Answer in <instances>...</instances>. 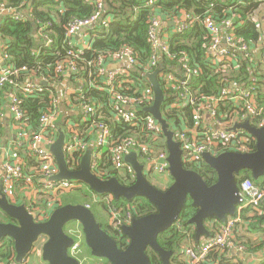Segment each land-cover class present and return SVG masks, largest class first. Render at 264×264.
Segmentation results:
<instances>
[{
  "label": "built area",
  "instance_id": "2783aa9c",
  "mask_svg": "<svg viewBox=\"0 0 264 264\" xmlns=\"http://www.w3.org/2000/svg\"><path fill=\"white\" fill-rule=\"evenodd\" d=\"M27 1L30 0H24L22 5ZM85 1L94 7V11L83 18L72 17L65 25L67 54L57 61L53 70L50 65L45 71L15 65L5 54L6 43L0 40V186H3L2 190L11 203L26 204L36 216V221H46L54 209L62 205L65 195L87 186L77 180L53 179L59 167L50 146L58 138L59 123H63L67 135L64 151L70 169H78L83 155L92 148V171L101 178H107L108 173L101 168V160L108 150L114 166L134 179L135 171L125 157L135 151L144 166L146 178L149 177L153 184L154 180L159 181L160 185L162 180L167 184L172 175L165 133L157 118L143 110L155 101L148 75L160 67L158 78L162 87L166 85L177 89L175 98L164 107L168 111L192 108L191 122L186 119L168 121L162 108V116L170 123L174 139L181 144L182 160L187 168H195L194 164L204 160L203 154L206 152L216 156L224 151L249 152L255 149L256 138L241 124L249 121L257 127L264 125V103H260L259 87L255 83L229 82L225 78L217 94L194 95L189 55L186 51L173 53L170 44L173 34L183 33L195 22H200L208 37L207 57L215 70L239 71L243 59L253 60L257 46L236 36L237 15L232 14L230 19L218 23L210 14L201 17L186 10H180L179 16L172 17L154 14L147 28L150 45L147 59H142L138 52L127 45L100 54L95 62L89 63L95 71L86 74L79 55L92 48L97 32H90L91 28L96 25L107 27L113 17L105 12V0ZM0 11L18 20L26 19L28 12L24 7L10 8L6 0H0ZM164 22L167 25L174 22L175 25L162 29ZM47 27L42 24L38 33L46 47H51L54 39L50 31H44ZM87 31L89 40L76 41L77 36ZM261 52L264 60V46ZM163 58L178 61L182 66L169 64L166 67ZM86 87L106 92L109 97L107 108L86 96ZM165 95L166 100L172 97ZM29 97H39L45 101L34 124L28 121V110L22 107ZM103 108L113 121L127 128L126 133L130 134L113 135L112 129L102 120ZM5 137L8 141L3 144ZM20 181L24 183L22 187H18ZM239 188L242 199L237 214L221 227H215L211 221L207 223L212 235L203 237L197 244H185L173 264H206L212 252L231 258L232 250L243 252L246 249L237 240L236 230L243 220L244 209H264V187L255 184L251 178H244ZM92 200L94 203H106L112 215L111 222L120 231L124 224H131L135 217L129 211L131 207L117 205L110 194L101 200L94 195ZM36 204L43 208L35 209ZM85 206L91 208L92 203ZM65 231L74 240L69 247V255L80 264H104L102 258L96 262L92 260L93 255L88 250L79 222H69ZM184 231L188 232L186 229ZM188 234L192 235V231ZM42 254V247L35 244L22 263L16 262V254L15 260H4L0 254V264H31L32 256L35 260L37 258L34 264H38L43 259ZM231 260L238 263L237 258Z\"/></svg>",
  "mask_w": 264,
  "mask_h": 264
},
{
  "label": "trees",
  "instance_id": "16d2710c",
  "mask_svg": "<svg viewBox=\"0 0 264 264\" xmlns=\"http://www.w3.org/2000/svg\"><path fill=\"white\" fill-rule=\"evenodd\" d=\"M10 8H22L28 10L26 19L18 20L8 14L0 22V40L6 43L5 54L15 65H27L30 68H41L43 71L54 69L58 60L66 57L65 42V25L72 17H86L93 13L94 7L85 0H34L32 5L27 1L22 5L24 0H6ZM105 12L111 14L113 20L107 27L96 25L91 28L90 32H97L96 39L90 50L84 51L79 55V61L83 65L85 73L95 71V68L89 63L95 62L100 54H107L123 46H130L138 52L142 59H147L150 51V45L147 39V28L149 20L154 14H164L166 16H179L180 10L192 12L194 15L204 17L207 14L220 23L224 19H230L232 14L237 15L235 19V34L238 38L256 45L264 33V18L262 8L264 0H105ZM22 5V6H21ZM44 24L47 28L44 31H50L54 39L51 47H46L44 40L38 33L39 27ZM207 33L204 25L195 22L192 27L183 33L172 35L170 44L171 51L180 54L186 51L189 55V65L193 70L192 93L194 95H214L224 85V79L229 82L251 84L255 83L259 87L260 103H264V91L261 90L264 74L257 75L256 67L252 66L251 60L243 59L239 71L231 70L218 72L212 66L213 63L207 57ZM165 66L176 65L182 66L178 61L164 59ZM182 76V75H181ZM164 92L169 96L164 106L171 102L177 94V89L163 85ZM85 95L91 97V100L103 104L107 108L108 94L102 90L91 87L85 88ZM173 98V99H172ZM45 101L39 97H29L23 102L22 107L27 111L28 121L32 124L37 122L41 113V107ZM163 106V107H164ZM163 108L164 117L171 121L173 119L180 122L182 119L193 121L192 108L183 110H170ZM102 120L112 129L113 135L125 134L127 128L113 121L105 108L101 109ZM258 121V120H256ZM255 121V122H256ZM33 162V160H31ZM194 170L198 171L208 184H213L217 180V173L204 160L197 161L194 164ZM101 168L107 171V178L116 176L122 183L129 185L133 179L123 171L117 169L110 160L108 150L105 151L101 160ZM244 178H251L253 182L264 187V176L254 179L250 171H243L238 176L240 183ZM24 185L23 181L19 182L18 187ZM84 191V192H83ZM84 193V194H82ZM97 193L84 186L79 190L72 191L63 197L62 205L66 203H92L91 209L98 208L99 203L93 202L92 198ZM99 195V194H98ZM107 195V194H106ZM104 196V195H101ZM115 203L124 208L131 207L134 216H142L156 211L155 206L144 197H135L133 200L125 198L114 199ZM106 210V203L103 204ZM36 208L39 204H36ZM198 208L192 204L191 199L187 201L185 207L180 213L176 222L167 230L161 232L158 241L161 246L167 250H173L172 260L174 261L177 253L185 244L199 243L194 234L189 235L192 226L189 220L196 214ZM127 212V211H125ZM253 212L252 215L250 213ZM1 214L3 216H1ZM99 216V215H98ZM1 217L8 218L3 220ZM99 219H101L99 217ZM98 219V220H99ZM0 221L9 222L10 218L0 211ZM210 218L205 219L206 225ZM214 225H217L215 221ZM103 228L109 231V227L102 224ZM256 234L263 236L258 243L246 241L243 235L245 227ZM184 229H186L185 232ZM239 230V231H238ZM236 230L237 240L243 239L246 248L252 250H264V209L258 211L253 208L243 210V220ZM110 232V231H109ZM112 234L117 240L120 248H125L129 238L121 231H115ZM152 264H162L158 254L151 248L147 249ZM0 254L4 260H15V247L11 239L5 238L0 241ZM237 264L230 260L225 254L212 252L206 264ZM243 263V262H242ZM238 263V264H242Z\"/></svg>",
  "mask_w": 264,
  "mask_h": 264
},
{
  "label": "water",
  "instance_id": "95a60500",
  "mask_svg": "<svg viewBox=\"0 0 264 264\" xmlns=\"http://www.w3.org/2000/svg\"><path fill=\"white\" fill-rule=\"evenodd\" d=\"M34 0H30L32 5ZM161 67L148 77L152 83L155 101L143 110L152 113L162 124L169 152L170 173L173 183L166 189H159L146 178L144 166L138 154L132 151L125 157L134 171L135 178L129 185L122 183L116 176L101 178L91 167L92 148L83 155L78 169H70L65 157L64 145L67 140L63 123H59V135L50 146L59 167L54 180H77L87 185L99 195L110 194L115 199L133 200L144 197L152 203L156 211L134 217L131 224H124L121 232L129 238L125 248H120L117 240L102 226L94 210L82 203H66L55 208L46 221H36V216L26 204L11 203L0 186V211L12 221H0V241L5 238L14 242L16 262L22 263L29 256L33 246L45 236L42 257L48 264H80L69 255V247L74 240L65 226L77 221L83 227L86 243L92 255L107 259L110 264H152L147 249H153L163 264H172L173 250L161 246L158 236L169 229L178 219L188 200L198 208L189 220L195 227V237L210 236L211 231L205 225V219H217L225 222L228 216L235 215L241 203L238 176L243 171H250L254 179L264 176V125L257 127L249 121L241 124L256 138L253 151H224L219 155L209 152L203 154L204 161L216 171L217 180L208 184L202 175L185 166L182 160L180 142L174 139L170 123L162 116L166 102L164 89L160 84L158 73Z\"/></svg>",
  "mask_w": 264,
  "mask_h": 264
},
{
  "label": "crops",
  "instance_id": "0c3cea01",
  "mask_svg": "<svg viewBox=\"0 0 264 264\" xmlns=\"http://www.w3.org/2000/svg\"><path fill=\"white\" fill-rule=\"evenodd\" d=\"M7 15H8V13L0 11V22L3 21ZM262 16L264 18V6L262 8ZM174 25H175L174 22L169 23V25H167V22L166 23L164 22L162 24V29H167L168 27L172 28ZM88 35L89 34L87 31V32L83 33L82 35L77 36L76 41L89 40ZM256 46H257V51L255 53L253 60H251V63H252L253 67H256L257 75H260V74H264V60L262 59V56H261L262 47L264 46V33H263L260 41L256 44ZM262 80L264 83V78ZM261 90L264 91V84L262 85ZM5 139L6 140L3 141V144H5L8 141L7 137H5ZM96 210H97V214L99 215V217L102 220H104L105 218L101 214V211L104 212V209L102 207H101V209H100V207H98V208H96ZM252 214H253V212L250 213V215H252ZM242 232H243V235L245 237L244 239L246 241H251L252 243H258L259 241H261L263 239L262 235L256 234L248 226L245 227ZM242 241H243V239L240 238V243L244 244ZM231 254L232 255L230 256L231 257L230 260L232 258H234V259L237 258L238 263L243 262L242 264H264V250H262V251L261 250H255L254 251L252 249L246 248L243 252H240L237 250H232Z\"/></svg>",
  "mask_w": 264,
  "mask_h": 264
},
{
  "label": "rangeland",
  "instance_id": "374dc122",
  "mask_svg": "<svg viewBox=\"0 0 264 264\" xmlns=\"http://www.w3.org/2000/svg\"><path fill=\"white\" fill-rule=\"evenodd\" d=\"M153 176L154 177H156L157 175L156 174H153ZM172 178V177H171ZM171 178L168 180V182H167V184H165V182H164V180H162L161 182H162V185H160L159 184V181H157V180H154V184L155 185H157L158 187L160 186V187H167V186H170L171 184H172V182H173V180H172V182H171ZM82 191V190H81ZM84 192V191H83ZM71 193V192H70ZM82 194H84V193H82ZM105 196V195H104ZM104 196H101V195H98V193L95 195V197L96 198H98L99 200H101V199H103L104 198ZM95 206H96V203L94 204ZM98 205H101V204H98ZM97 207H100V209H101V207L104 209V205L102 204L101 206H97ZM107 207V206H106ZM101 211V210H100ZM94 212H95V214H96V217H97V219H99V216H98V214H97V210L95 209V207H94ZM101 214H102V216L105 218L104 220H103V222L104 223H102V224H106V223H110V221H111V218H112V215L111 214H109V211H108V208L105 210L104 209V212L103 211H101ZM1 216H3L2 214H1ZM3 220H8V218H4V217H1ZM73 222V221H72ZM46 240V237L45 236H41V238H40V240L36 243V245L37 246H39V247H42V242L43 241H45ZM44 243V242H43ZM33 259H34V261H33ZM94 262H96V261H99V260H101V259H99V258H96V257H94L93 256V259H92ZM35 261L37 262V258H36V260H35V257H31V264H34L35 263ZM106 259H102V262L104 263V264H107L106 263ZM38 264H48L47 262H45L43 259L42 260H40V261H38ZM172 264H173V260H172Z\"/></svg>",
  "mask_w": 264,
  "mask_h": 264
},
{
  "label": "flooded vegetation",
  "instance_id": "af4514ba",
  "mask_svg": "<svg viewBox=\"0 0 264 264\" xmlns=\"http://www.w3.org/2000/svg\"><path fill=\"white\" fill-rule=\"evenodd\" d=\"M148 179H150L149 177H148ZM216 182V181H215ZM150 183H152L153 184V181H151L150 180ZM173 183V182H172ZM154 185V184H153ZM158 187V186H157ZM167 187H169V186H167ZM167 187H158L159 189H166ZM115 199V198H114ZM236 214H237V212H236ZM235 214V215H236ZM235 215H230V216H228V218L226 219V221L225 222H220V221H218L217 219H212V218H210V221L211 222H214L215 223V221H217V225L215 226V227H221L223 224H225L227 221H229V219L231 218V217H233V216H235ZM136 217V216H135ZM10 221H12L11 219H10ZM99 221L100 222H102V223H104L103 222V220L102 219H99ZM208 223H210L209 221H208ZM105 225H107L108 227H109V233H112V234H115L116 232L115 231H120V230H118V228L110 221V223L108 224V223H106ZM191 225V224H190ZM205 225H206V223H205ZM192 226V234H194V236H195V227H194V225H191ZM206 227L209 229L210 227L209 226H207L206 225ZM210 230V229H209ZM211 231V230H210ZM215 232V231H214ZM211 235H212V231H211ZM210 235V236H211ZM203 237H209V236H202L200 239H202ZM195 239H196V237H195ZM129 242V241H128ZM88 250L91 252V249L89 248V246H88ZM92 254V253H91ZM94 256V255H93ZM159 256V255H158ZM94 257H96V256H94ZM96 258H100V257H96ZM160 258V257H159ZM102 259H104V258H102ZM161 259V258H160ZM107 260V259H106ZM162 261V260H161ZM106 263L107 264H110L109 262H108V260L106 261ZM151 263H152V261H151ZM162 264H163V262H162Z\"/></svg>",
  "mask_w": 264,
  "mask_h": 264
}]
</instances>
